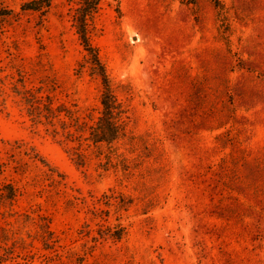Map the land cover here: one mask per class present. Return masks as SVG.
I'll list each match as a JSON object with an SVG mask.
<instances>
[{"label":"rangeland","instance_id":"rangeland-1","mask_svg":"<svg viewBox=\"0 0 264 264\" xmlns=\"http://www.w3.org/2000/svg\"><path fill=\"white\" fill-rule=\"evenodd\" d=\"M25 1L0 0V182L17 189L0 264H264V0H220L221 20L210 0H101L86 29L121 133L84 140L80 165L13 92L52 87L96 120L79 0Z\"/></svg>","mask_w":264,"mask_h":264},{"label":"trees","instance_id":"trees-1","mask_svg":"<svg viewBox=\"0 0 264 264\" xmlns=\"http://www.w3.org/2000/svg\"><path fill=\"white\" fill-rule=\"evenodd\" d=\"M51 0H27L22 4L23 9L44 11L50 5ZM101 0H79L75 9L74 21L77 33L84 49L87 51V61L89 62L92 74L99 76L102 80L103 90L100 96V111L96 120L88 124L81 119L78 109L71 110L66 105L54 104L52 87L47 88V93H42L45 89L39 87H27L25 81H20V87L15 85L13 92L20 98L24 105L25 113L32 125H42L44 131L54 138L59 144L65 145V151L77 164H83L85 160V149L83 141L88 140V146L93 144L98 147L100 143L110 145L118 139L120 128V110L115 96L110 88L104 67L101 64L95 49L90 45L86 29V20L97 9ZM187 4H195L197 0H178ZM217 8V19L221 20L222 4L220 0H210ZM88 131L87 137L83 132ZM27 153L29 159L37 160L43 166L53 168L48 161L33 147H29ZM52 170V169H51ZM17 194V189L11 182H0V213H4L7 205H12ZM123 228H118L116 237H120ZM37 235L44 242L49 241L50 232L45 229Z\"/></svg>","mask_w":264,"mask_h":264}]
</instances>
